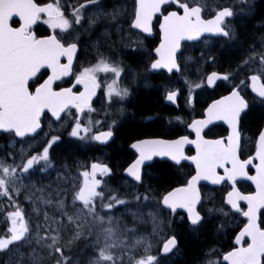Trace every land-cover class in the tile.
Here are the masks:
<instances>
[{
  "label": "snow or ice",
  "instance_id": "6c2138e0",
  "mask_svg": "<svg viewBox=\"0 0 264 264\" xmlns=\"http://www.w3.org/2000/svg\"><path fill=\"white\" fill-rule=\"evenodd\" d=\"M255 9V0H234L230 5L217 3L212 9L207 0H133L131 7L111 10L106 7V0H74L71 3L69 0L48 3L2 0L0 137L7 138L9 144L0 157V214L6 213L10 227L5 235H0V253H11L14 249L16 252V258L5 264H45L46 260L54 264H167L179 248L178 236L175 231L171 235L164 233L162 245L156 248L155 254L153 240L163 233V214L168 213V227H172L178 210H183L180 220L194 234L217 213L224 217L239 213L247 223L235 236V244L239 247L224 253L223 261L226 264H264V227L257 222V213L264 209V127L255 135L254 154L243 158L245 148L252 142V138L245 137V118L253 106L264 107V51H258L253 43L248 49L251 55L242 59L234 71L223 74L211 71L206 76L201 75L194 87L186 75L194 59L204 65L217 63V57L207 47L209 39L214 38L222 47L237 44L239 35L235 20L255 18ZM157 14L162 16L161 40L154 49L155 57L149 56V63L142 71L166 70L171 76L184 78L189 85V104L193 103L195 89L213 88L220 80L231 82V90L228 95L213 100L204 109L203 118L187 124L195 139L183 135L174 140L145 139L131 144L136 158L123 171L132 182L129 185L126 180L124 184L133 187V192L122 193L109 186L108 180L114 171L107 163L94 160L90 165H78L83 170L78 176L71 175L67 163L61 166L56 149L65 143L76 147L93 142L106 146L113 141L119 125L116 118H111L106 131H98L92 120L84 123L82 114L86 110L89 114L99 113L100 110L93 107V98L98 89L103 88L102 108L107 120V110L117 100L125 101L131 95L128 87H121L120 81L129 72L134 82L141 75V72L126 68L122 61L102 54L100 48L115 29L121 42L125 33L137 37L135 46L125 44L128 51L124 54L141 55L143 40L147 39V35L142 34L152 33ZM13 18H18V27L11 26ZM38 21L47 25L50 34L38 36L34 33L33 25ZM201 39L206 47L201 49L200 56H186L188 45L182 42ZM259 40L264 48V34ZM114 46L115 42L108 45L109 48ZM89 49L96 50V62L82 65L74 72V61ZM257 57L259 67L253 68ZM62 58L66 62L62 63ZM42 69L48 71L47 78L37 83L43 75ZM101 72L112 74L110 83L102 85L98 81L97 74ZM246 72L253 74L236 83V77ZM73 75L71 87H54L57 81ZM246 82H250L247 87L253 94L251 98L241 90ZM32 83L37 84L34 91ZM170 85L171 80L164 85L167 89L165 99L175 104L179 90H172ZM76 86L83 90H74ZM145 86H150L146 77ZM123 112L121 107V115ZM45 121L48 122L47 131ZM217 121L227 125V134L206 139L205 129ZM95 125L103 126L100 120H96ZM25 143L33 150L22 148L17 153L15 145ZM188 144L195 146V155H185L184 146ZM153 157L166 158L174 167L182 166V161H191L195 172L180 186L158 195L151 183H146L151 179L145 172L151 165L146 162ZM249 166L255 169L254 175H249ZM218 170H223V174ZM51 171L57 173L55 201L51 195L48 198L35 196V192L51 190V183L37 187ZM240 178L251 181L255 192L242 193L236 186ZM201 181L230 186L222 205H216L213 192L206 194L202 190ZM141 187L143 192L139 191ZM37 199L48 206L54 203L55 209L53 215L45 211L43 221L37 215L33 228V217L27 212L25 201L33 205V212L39 213ZM241 201L247 204L246 210L241 208ZM225 205L230 211L224 210ZM149 224L152 231L142 233L141 227ZM223 228L222 222L217 231ZM80 242L84 245L81 252L86 261L84 258L74 260L66 254ZM40 252L46 255L41 256ZM210 254H216L215 249ZM208 264H219V261L209 260Z\"/></svg>",
  "mask_w": 264,
  "mask_h": 264
},
{
  "label": "flooded vegetation",
  "instance_id": "af4514ba",
  "mask_svg": "<svg viewBox=\"0 0 264 264\" xmlns=\"http://www.w3.org/2000/svg\"><path fill=\"white\" fill-rule=\"evenodd\" d=\"M258 1L259 0H256L255 4H257ZM38 2L39 3H48V2H51V0H38ZM69 2L70 3L74 2V0H69ZM81 2H83V0H81ZM132 2H133V0H106V7L109 10H111L113 7H117V8L131 7ZM233 2H234V0H207V4H208L209 9L214 8L217 3L230 5ZM169 10H172V9L169 8ZM206 18H210V17H206ZM261 19L257 20V21L256 20L252 21V24L255 26L254 29L258 28V30L256 31L258 33L257 34V40L256 39L254 40V37L248 38V40L242 38V40L240 39V41L237 43L240 46L243 45V47H245V48L239 54V57L236 60H232L231 62L227 63L229 58H225V54H226V56H228L231 54V51L239 50V49L235 48L236 44L225 45L222 47L221 44L219 42H217L215 39L209 40L207 47L209 49H211V51L217 57V63L215 65H212L211 63L204 65L202 62L198 61L197 59H194V61L192 63H190V66L187 69V73H186V75L188 76V79L190 80L192 86L194 87L195 83H199L201 75L206 76V74L210 73L211 71L219 72L220 69H221V73H223L226 70H228L231 66L236 67L241 62V60L243 59L242 56L245 55L246 51L253 45V43H255V45H256L257 42L260 41L259 37L261 36V34H264V29L261 27L262 22L264 21V18L262 19L263 21H261ZM241 22H243L244 26H246V25L248 26V20L241 19ZM258 22H259V24H258ZM10 23H11V26H13V27L19 26V23L17 20H12V21H10ZM254 23H256V25ZM249 25L251 26L250 21H249ZM33 31L38 36L50 34V32H51V30L47 28V25L42 23V21H38L33 26ZM97 35H99V32H97ZM109 35H110V39L107 41V43L103 44V46L100 48V52L106 56H112V58L114 60L122 61L123 65L126 68L134 69L137 72H141L140 77L136 80V83H137L136 88L130 87L133 99H135L137 97V95L139 94V91L141 92V91L150 90L153 88L155 91H157L158 96L161 99L162 91L161 90L158 91L155 88L156 83H158L160 81L161 75L159 73H152V72L144 73L142 71V69L145 68L147 66V64L149 63V56L153 57L152 51L157 47L158 42H159L157 40V38L153 36L152 38L144 39L143 40V46L141 48L142 54L136 55V56H128V55L124 54L128 51V49L124 48V46H125V44H128V43H132L133 46H135V41L137 40V37L136 36H130L128 33H125L124 38H123V42H121V36L116 33L115 29H112L110 31ZM125 37H126V42H124ZM95 38L96 37L94 36L93 39H95ZM113 42H115V46L112 48H109L108 45L112 44ZM201 44H203V42H200L199 46ZM249 44H250V46H249ZM187 45H188V48L185 51V55L186 56H188V55L192 56V54H191L192 45H189V44H187ZM201 46H202L201 49L206 47L205 45H201ZM145 48H148V52H146V53H144ZM201 49L198 52L196 49H194L195 50L194 58H198L200 56ZM237 52H239V51H237ZM86 55L88 57L87 60L85 59ZM96 56H97V52L95 49H89L87 54H85L84 52H81L79 59L76 60V62L74 63L75 67H74L73 71L78 72L82 65L88 66L89 62L95 63L96 62ZM198 67H199V72H198ZM42 73H43V75L41 76L40 80L37 81V83H41L43 81V79H45L47 77V71L46 70H43ZM130 74H131V72L128 73L126 78H128V76H130ZM111 75L112 74H106V73L101 72V73L97 74V79L102 85H105L106 79L109 80ZM103 76H105V77H103ZM145 77L147 78V82L150 85L148 87L145 86ZM167 78H168L167 83H169V80H171L170 88H172L173 90H177V89L179 90L178 91V97H179L178 114H185V115L189 114V117L190 116H193V117H200L201 116L202 117L204 109L210 103H212L213 100H217L221 96L227 95L229 93V91L231 90V87H232L231 82H225V81L221 80V81H218L217 86H215L213 88L195 89V92L192 93L193 103L189 104L188 103L189 85L185 84L184 78L178 77V76H171L170 74L168 76H165V79H167ZM74 79H75V77L73 75L70 79H68L66 81H62L60 83V85L57 86V88L72 86ZM36 86H37L36 83H32L31 84V90H34V88ZM74 90L81 91V88L79 86H76V88ZM198 91H200V93H198ZM102 100H103V91H102V89H98V94L96 96L95 102L102 101ZM161 101H162V99H161ZM132 102H130V103H132ZM130 103L125 105V107L127 108V110L130 113H128L124 123L127 121V119H129L132 116V112L130 111L131 109L128 106V105H130ZM94 104H96V103H94ZM162 104L164 105L163 102H162ZM168 107H170V106H168ZM256 113H260V111H256V110L252 109L250 120H252L253 122H256V121L261 119V116L257 115ZM175 114H176L175 110L173 112H169V113H163L162 111L159 110V112L155 113L154 116H150V117L148 116L146 119H147V121H150L149 119L152 120L154 117H158V115L163 116L164 118L167 119V118H170L171 116H173ZM155 119H157V118H155ZM262 123H264V121ZM244 127H245V137L246 138H252V142L249 143L244 150L243 158H247L249 155H252L255 152L254 139H255V135L257 134V129H254V131L250 130L246 126L245 121H244ZM173 130H174V128L165 126L164 128H162V133H166V134L171 133ZM226 134H227V132H226L225 127H223L219 124H214L208 130L206 136L210 139H214V138H218L220 136L226 135ZM41 135H43V134H41ZM8 144H9V141L7 138L0 137V155H3L4 152H6L8 150ZM22 148L25 149V151H28L31 149V148H29V145L27 143L15 145V151H17V153H19ZM170 166L172 167V165H170ZM218 171L220 172V174H222V172L220 170H218ZM191 174H192V172L189 169L186 172L185 180ZM254 174H255V169L250 166L249 167V175H254ZM174 176H177L176 172H175ZM174 187H176V186L170 187L169 190H171ZM201 188L206 194L208 192H213V194L216 197V205L217 206H220L223 204V198L226 195V192L228 190H230V188L228 187L227 184L220 186L219 188H212V187H208L205 185L201 186ZM237 188L244 194H249V193H252L255 191L253 186L247 182L237 183ZM208 206L211 207V205H208ZM243 209H245V208H243ZM224 210L230 211L225 206H224ZM222 222L224 224V228L220 231H217V228L220 226V224ZM258 222H259V225L261 227H264V209H262L259 213ZM209 223L216 225V232L220 233L221 239L219 242H216L209 249V251L206 253L203 264H208L209 260L219 261V264H223L222 263L223 254L228 252V251H231L233 248H235V246H234L235 236L240 231V229L244 226V224L247 223V221L239 213L233 212L228 217H224L220 213H217L215 215V217L209 221ZM226 239H228L230 242L228 243V245L224 246V241ZM246 240H247V238H245V241ZM244 246H246V243L244 244ZM213 249H215L216 254H210L211 250H213Z\"/></svg>",
  "mask_w": 264,
  "mask_h": 264
},
{
  "label": "trees",
  "instance_id": "16d2710c",
  "mask_svg": "<svg viewBox=\"0 0 264 264\" xmlns=\"http://www.w3.org/2000/svg\"><path fill=\"white\" fill-rule=\"evenodd\" d=\"M264 0H259L256 4L255 9V18L246 19L248 20V26H244L243 22H239V41L242 38L248 40V38H253L257 40V30L254 29V25L252 24L253 20L263 19L264 17ZM249 21L251 22V26L249 25ZM236 45L235 48L239 49L237 51H231V54L226 56L229 58L228 62L232 60H236L239 57V54L244 50L245 47L243 45ZM243 47V48H242ZM234 48V49H235ZM238 56V57H236ZM131 109L132 116L127 119V123L122 124L115 135V139L112 143L105 149V153L108 154L106 158L113 168L114 175L121 173V167L123 168L130 161L132 154L127 149L128 144L135 139L145 137V136H162L165 133H162V128L165 127V122L163 120V116L154 117L152 120L147 121V117L154 116L155 113L162 111L163 113L173 112L174 110L171 107L162 104L160 97L158 96L157 91L154 89L139 91L137 97L133 100L130 105H128ZM257 111V110H256ZM260 113H256L261 116V119L253 122L250 120V116L252 110L249 112L248 116L245 118L246 126L250 129H258L264 121V109L258 110ZM157 118V119H155ZM131 120V122L129 121ZM177 134V131H173L168 134V136H174ZM97 148L93 143L87 145H81L76 147L72 144L65 143L59 148L56 149V155L60 160L61 166L67 163L70 167V170L76 172L78 174V165L80 163L90 162L94 157ZM67 158V159H66ZM114 160V161H113ZM76 164V171L75 166ZM179 172L178 169H174L168 163L165 162H155L148 168L147 175L151 177L150 181H146V183H151L152 188L157 190L158 195H163L170 187L180 185L184 180L183 176L180 174L175 175ZM71 173L72 174H74ZM40 183V182H39ZM1 224H4V220H0ZM35 227V222H33V228ZM169 235L175 231V234L179 239V248H178V256L174 261L167 262V264H203L202 260L204 259L206 253L209 249L221 239L220 233L216 232V225L207 223L203 227L200 228L198 234H194L191 232L186 224L182 223L177 224V226L170 227ZM2 230V229H0ZM0 235H2L0 233ZM230 241L226 239L224 241V246L228 245ZM76 248L73 251L69 252L70 257L76 256ZM3 257V258H2ZM4 262V255L0 253V264ZM45 264H54V261H45Z\"/></svg>",
  "mask_w": 264,
  "mask_h": 264
},
{
  "label": "rangeland",
  "instance_id": "374dc122",
  "mask_svg": "<svg viewBox=\"0 0 264 264\" xmlns=\"http://www.w3.org/2000/svg\"><path fill=\"white\" fill-rule=\"evenodd\" d=\"M231 61H232V59H231ZM130 121H131V120H130ZM82 179H83V178H82ZM48 193H49V195L56 197L55 190H54V188H53L52 186H51V190L48 189ZM36 205H37L38 208H39V213H36V212H33V211H32V213L35 214L36 216L38 215L39 217H41V221H43V219H44L43 213L46 211V209L43 207L45 204H42V203L39 201V199H37V201H36ZM46 206H48V205H46ZM52 206H53V205H52ZM52 206H48V207H49V208H52ZM32 209H33V208H32ZM49 215H53V214H49ZM141 229H142L143 233H145V234L151 232V227H150L149 225H147V226H142ZM165 230H168V226H166L165 228H164V226H163V233H162L160 236H157V237L153 240V244H154V246H155V245H158V244L160 245V244L163 242ZM157 241H159V243H158ZM38 251H39V249H38ZM7 254H8V255H7V261H11V260H13V259L16 258V252H15V249L13 250V252H11V253H7ZM39 254H40L41 256H44V254H43L42 252H40ZM82 258H84L85 261H86V257H82ZM78 259H81V258H77L76 260H78Z\"/></svg>",
  "mask_w": 264,
  "mask_h": 264
},
{
  "label": "water",
  "instance_id": "95a60500",
  "mask_svg": "<svg viewBox=\"0 0 264 264\" xmlns=\"http://www.w3.org/2000/svg\"><path fill=\"white\" fill-rule=\"evenodd\" d=\"M205 36H207V34H205ZM194 139H195V137H194ZM185 147H190V148H192L193 150H194V155L196 154V149H195V146L194 145H192V144H188V145H185L184 146V149H185ZM134 150V149H133ZM135 151V150H134ZM159 158H161V157H159ZM161 159H163V158H161ZM164 159H166V158H164ZM167 160V159H166ZM171 162V161H170ZM184 162H186V163H188V164H190V165H192L194 168H195V165L194 164H192L191 163V161H188V160H185ZM147 163V162H146ZM125 174V173H124ZM202 182H205V181H201L200 183H202ZM242 202H244V201H242ZM245 203V202H244ZM247 205V204H246ZM178 211H181V212H183V210H178ZM226 263V262H225Z\"/></svg>",
  "mask_w": 264,
  "mask_h": 264
},
{
  "label": "bare ground",
  "instance_id": "6f19581e",
  "mask_svg": "<svg viewBox=\"0 0 264 264\" xmlns=\"http://www.w3.org/2000/svg\"><path fill=\"white\" fill-rule=\"evenodd\" d=\"M263 14H264V13H263ZM263 17H264V16H263ZM259 20H260V19H259ZM253 21H254V20H253ZM261 21H263V20L261 19ZM263 22H264V21H263ZM263 22H262V23H263ZM254 24L256 25V23H254ZM258 24H259V22H258ZM262 28L264 29V27H262ZM257 34H258V33H257ZM249 46H250V44H249ZM249 46H248V47H249ZM247 53H248V50L246 51L245 55L242 56V58H244V57L247 55ZM236 57H238V56H236ZM225 58H226V54H225ZM113 161H114V160H113ZM171 229H172V228L169 227V230H171ZM204 259H205V257H204ZM204 259L202 260V262L204 261Z\"/></svg>",
  "mask_w": 264,
  "mask_h": 264
}]
</instances>
